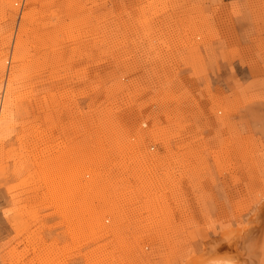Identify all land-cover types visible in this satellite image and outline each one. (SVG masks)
Returning a JSON list of instances; mask_svg holds the SVG:
<instances>
[{"label":"rangeland","instance_id":"rangeland-1","mask_svg":"<svg viewBox=\"0 0 264 264\" xmlns=\"http://www.w3.org/2000/svg\"><path fill=\"white\" fill-rule=\"evenodd\" d=\"M0 72V222L26 177L65 264H184L264 185V0H0Z\"/></svg>","mask_w":264,"mask_h":264},{"label":"bare ground","instance_id":"bare-ground-1","mask_svg":"<svg viewBox=\"0 0 264 264\" xmlns=\"http://www.w3.org/2000/svg\"><path fill=\"white\" fill-rule=\"evenodd\" d=\"M7 92L10 93L9 90ZM8 95L6 93L5 100H9ZM5 103L7 102L5 101ZM262 163L264 164V161ZM11 180L4 179V182L2 181L6 187L9 209L4 214V221L0 222V237L5 235L3 239H6L0 246V264H65L60 247L64 239L63 232H60L61 228L57 226L46 228L44 223L45 207L38 208L36 215L31 213L33 208L29 204L30 201H37L42 206V203L47 200L46 194H42L40 197L38 192H30V189H27L29 182L26 177L19 179L17 189L9 187ZM262 182L264 184V181ZM246 187L247 190L244 188L243 196L246 197V201H249L246 203L249 213L247 218H240V220L236 218L238 220L235 226L230 223L220 224L217 230H213L214 237L212 238L205 233L201 236L200 243L192 250L194 255L189 257L190 260L188 258L184 264H264V185L259 190H256L252 184H247ZM242 190L243 188L238 192V195L243 193ZM56 194H54L55 196L49 195L51 201L58 199ZM234 205L233 210L235 209ZM72 218L70 219L72 220ZM75 230L71 225L69 229L71 236L75 235ZM157 244L160 251L164 253L163 247L167 248L169 241L164 240ZM176 247L181 250V246L176 245ZM74 262L71 261L70 264H74Z\"/></svg>","mask_w":264,"mask_h":264}]
</instances>
